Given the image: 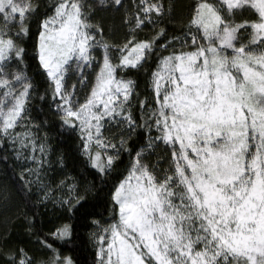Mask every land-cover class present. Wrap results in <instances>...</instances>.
Wrapping results in <instances>:
<instances>
[{
    "label": "snow or ice",
    "instance_id": "snow-or-ice-1",
    "mask_svg": "<svg viewBox=\"0 0 264 264\" xmlns=\"http://www.w3.org/2000/svg\"><path fill=\"white\" fill-rule=\"evenodd\" d=\"M99 6L122 12L120 43L87 0H0V161L22 201L21 234L0 232V264H76L50 240L73 242L71 219L93 190L48 178L47 121L31 116L36 76L86 165L104 178L129 158L109 217L91 221L94 264H264V0H195L180 35L165 0ZM153 62L142 96L133 73ZM12 196L0 187L5 204ZM35 204L68 219L45 233L23 210Z\"/></svg>",
    "mask_w": 264,
    "mask_h": 264
},
{
    "label": "trees",
    "instance_id": "trees-1",
    "mask_svg": "<svg viewBox=\"0 0 264 264\" xmlns=\"http://www.w3.org/2000/svg\"><path fill=\"white\" fill-rule=\"evenodd\" d=\"M45 4L51 5L55 0H43ZM97 0H87V3L94 6V16L96 19L93 21L99 22L104 28L105 38L111 43H120L126 35V27L122 22V12L115 13L111 11H100V6L97 4ZM125 3L131 4V0H125ZM165 3L172 5V17L174 22L168 24V30L170 34L180 35L185 26L187 25L188 18L191 14L192 5L195 0H165ZM145 32L139 33L140 37L145 36ZM29 49V71L31 75H35L36 61L31 58V43L25 45ZM155 67L154 62L150 64L144 72L135 74L134 78L139 83V91L141 95H147L146 81L148 79L147 73L152 71ZM35 80L38 84V94L30 102L31 116L37 123L47 121V126L43 127V131L47 132L48 144L53 149L52 167L48 172V178L51 180L54 178L56 182L63 179L65 175L74 178L77 182L78 188L83 189L86 186H91L93 190L88 195V202L83 208H77L74 217L71 219V223L74 229V239L71 244L61 246L58 241H51L55 243L57 247H61V250L73 257L76 264H94L95 260V247L91 238V233L95 230L92 226V219H107L109 217V209L111 207L109 202V192L112 185L122 178L121 173L124 172L128 164V156L125 153L122 155L121 163L115 171L110 175L101 178L95 169L86 165L84 158L80 154V137L78 132L68 133L60 129V122L58 118L49 110L48 104L50 99H39V94L43 93V78L36 76ZM134 113L136 109L134 108ZM2 154V153H0ZM9 163L13 167L16 166V162L11 159V152H8ZM63 156V166H61L56 156ZM155 160L156 157H153ZM10 172L9 166L3 161H0V187L5 183L9 185L13 196L10 202L5 204L0 199V232L9 231L12 234L13 240L17 235L21 234L22 218L17 219V215L22 207V201L18 195L15 194V188L12 185V181L6 178L5 172ZM16 171L19 168L16 167ZM71 182V180H69ZM55 187V185H53ZM35 201V197L33 198ZM29 216H35L39 221L38 229H42L47 233L48 229L52 226L49 221L60 218V222L66 221L68 218L62 213L52 208L49 204L47 208L43 205L35 204V206H27L23 208ZM87 217V218H86ZM27 241V237H22ZM29 247L34 248V245Z\"/></svg>",
    "mask_w": 264,
    "mask_h": 264
},
{
    "label": "rangeland",
    "instance_id": "rangeland-1",
    "mask_svg": "<svg viewBox=\"0 0 264 264\" xmlns=\"http://www.w3.org/2000/svg\"><path fill=\"white\" fill-rule=\"evenodd\" d=\"M98 2H97V4H99V0H97ZM19 130H22V129H18V131ZM95 231V230H94ZM93 240V239H92ZM93 245H94V241H93ZM94 247H95V245H94Z\"/></svg>",
    "mask_w": 264,
    "mask_h": 264
}]
</instances>
